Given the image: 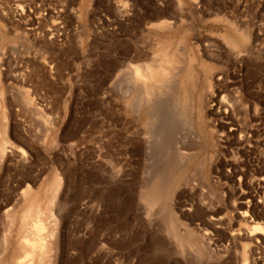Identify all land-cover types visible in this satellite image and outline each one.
<instances>
[{"label": "rangeland", "instance_id": "374dc122", "mask_svg": "<svg viewBox=\"0 0 264 264\" xmlns=\"http://www.w3.org/2000/svg\"><path fill=\"white\" fill-rule=\"evenodd\" d=\"M38 217L34 264H264V0H0V264Z\"/></svg>", "mask_w": 264, "mask_h": 264}, {"label": "bare ground", "instance_id": "6f19581e", "mask_svg": "<svg viewBox=\"0 0 264 264\" xmlns=\"http://www.w3.org/2000/svg\"><path fill=\"white\" fill-rule=\"evenodd\" d=\"M159 56V55H158ZM144 65H147V64H144ZM145 67V66H144ZM140 66V65H137L134 69V72H132V74L134 75V84L137 88L139 89H143L145 92H143V90H141L143 92V94L141 93V96L144 95L145 93V96L146 98H149V90H151V88L153 89V86L152 84H150L151 82L147 81L145 78H151L152 75L147 73L145 71V68ZM129 72V71H128ZM131 74V75H132ZM169 74V73H168ZM171 75V74H170ZM130 76V75H128ZM175 76V75H174ZM132 77V76H130ZM173 77V76H172ZM171 78V77H170ZM170 80V79H169ZM172 82V81H170ZM169 83V81H168ZM173 84V83H172ZM171 85V84H170ZM133 86V84H132ZM131 86L129 85V88ZM169 88V87H168ZM131 89V88H130ZM155 94V93H154ZM154 97V96H153ZM161 97V96H160ZM142 98V97H140ZM152 99V98H151ZM150 99V100H151ZM157 100V97L155 98ZM130 102L126 103V106L129 108V110L131 109V106H130ZM152 104V103H151ZM126 107V108H127ZM150 140V139H149ZM155 140V139H154ZM160 141V140H159ZM150 142V141H149ZM154 143V142H153ZM187 147V146H186ZM185 146H181L179 147V150H177V152H179L180 155L183 156H186L188 155V147L186 148ZM186 158V157H185ZM247 214H242V217H246ZM26 216V215H25ZM28 216H26L27 218ZM25 218V219H26ZM257 218V217H256ZM40 219L42 220V218L40 217ZM39 219V217L36 219L35 222L32 223V225L29 227V230L27 231L28 234L27 235H24L23 237V240L21 241L24 249H23V254H24V258L26 259H29L30 262H27V264H34L33 263V259H34V255H35V252H36V247H37V244H39V241L41 239V233H42V230H43V224L41 222V220ZM33 220V219H32ZM249 222V221H248ZM246 225V230H247V237L246 238H252V236L256 235V234H264V223H260V222H255L252 226L248 225L247 223L245 224ZM27 226V224H26ZM28 227V226H27ZM25 229V227H24ZM26 231V230H25ZM24 232V230H23ZM25 233V232H24ZM29 236H34L33 237H29ZM22 237V236H21ZM20 247H21V244H19ZM246 245V244H244ZM41 247H42V251H41V257L39 258V262H41L42 264L45 263V253L47 252V250H44L45 249V246L43 244V242H41ZM245 248V246H244ZM245 251V250H244ZM246 252V251H245ZM14 254V253H13ZM245 254V253H244ZM246 255V254H245ZM25 261V260H24ZM243 264H248L247 263V259H244L243 260Z\"/></svg>", "mask_w": 264, "mask_h": 264}]
</instances>
